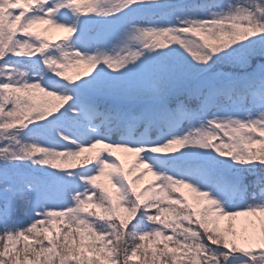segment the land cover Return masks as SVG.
Listing matches in <instances>:
<instances>
[{
    "label": "snow or ice",
    "instance_id": "obj_1",
    "mask_svg": "<svg viewBox=\"0 0 264 264\" xmlns=\"http://www.w3.org/2000/svg\"><path fill=\"white\" fill-rule=\"evenodd\" d=\"M0 264H264V0H0Z\"/></svg>",
    "mask_w": 264,
    "mask_h": 264
},
{
    "label": "rangeland",
    "instance_id": "obj_2",
    "mask_svg": "<svg viewBox=\"0 0 264 264\" xmlns=\"http://www.w3.org/2000/svg\"><path fill=\"white\" fill-rule=\"evenodd\" d=\"M63 34H64L63 33V30H61V29H55V28L50 29V31L48 33H46V35H49L50 38L53 39V40H56L58 37L62 36ZM85 70H87L86 67L83 66V65H81L79 67H75V68L68 69V73L70 75H75L76 73L83 72ZM128 159H130V158H128ZM147 179H150V175H148V176L145 177V180H147ZM184 191L185 192H188L187 189H185ZM188 194L191 196V193H188Z\"/></svg>",
    "mask_w": 264,
    "mask_h": 264
},
{
    "label": "trees",
    "instance_id": "obj_3",
    "mask_svg": "<svg viewBox=\"0 0 264 264\" xmlns=\"http://www.w3.org/2000/svg\"><path fill=\"white\" fill-rule=\"evenodd\" d=\"M86 67V66H85ZM225 70H230V69H225Z\"/></svg>",
    "mask_w": 264,
    "mask_h": 264
}]
</instances>
